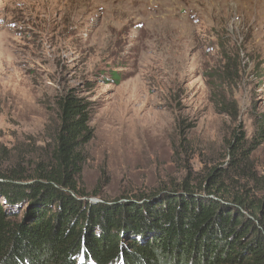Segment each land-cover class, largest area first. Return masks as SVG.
I'll return each mask as SVG.
<instances>
[{
  "label": "rangeland",
  "instance_id": "374dc122",
  "mask_svg": "<svg viewBox=\"0 0 264 264\" xmlns=\"http://www.w3.org/2000/svg\"><path fill=\"white\" fill-rule=\"evenodd\" d=\"M71 88L92 104L88 199L200 180L262 131L264 0H0V161L46 157Z\"/></svg>",
  "mask_w": 264,
  "mask_h": 264
},
{
  "label": "trees",
  "instance_id": "16d2710c",
  "mask_svg": "<svg viewBox=\"0 0 264 264\" xmlns=\"http://www.w3.org/2000/svg\"><path fill=\"white\" fill-rule=\"evenodd\" d=\"M91 105L65 90L46 157L33 168L0 161V264H264V167L252 161L264 116L257 137L238 129L226 164L200 180L94 202L80 188Z\"/></svg>",
  "mask_w": 264,
  "mask_h": 264
},
{
  "label": "water",
  "instance_id": "95a60500",
  "mask_svg": "<svg viewBox=\"0 0 264 264\" xmlns=\"http://www.w3.org/2000/svg\"><path fill=\"white\" fill-rule=\"evenodd\" d=\"M92 201L97 202V200H92Z\"/></svg>",
  "mask_w": 264,
  "mask_h": 264
}]
</instances>
